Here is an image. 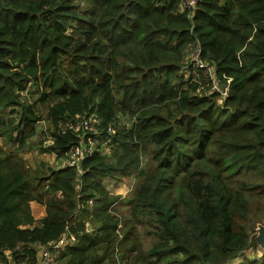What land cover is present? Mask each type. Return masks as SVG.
Listing matches in <instances>:
<instances>
[{"label":"trees","instance_id":"trees-1","mask_svg":"<svg viewBox=\"0 0 264 264\" xmlns=\"http://www.w3.org/2000/svg\"><path fill=\"white\" fill-rule=\"evenodd\" d=\"M197 45L226 97L193 81ZM91 114L110 155L69 166ZM0 143V264H264V0H0ZM36 149L64 166L30 170ZM136 171L121 225L102 181Z\"/></svg>","mask_w":264,"mask_h":264},{"label":"rangeland","instance_id":"rangeland-1","mask_svg":"<svg viewBox=\"0 0 264 264\" xmlns=\"http://www.w3.org/2000/svg\"><path fill=\"white\" fill-rule=\"evenodd\" d=\"M196 55V50L195 48H191L188 49L187 52L185 53V57H184V64H188L189 61H192L193 58ZM187 73H185V79L187 77ZM200 94V93H198ZM117 122L120 125V127H124V126H128L127 123V117L119 115L117 118ZM46 129L47 128V124L45 123H41L40 125H38V127L36 128L37 131V136L34 137L32 140H30V142H35L38 143L40 142L41 137L39 138L38 133L41 132V130ZM0 146L2 147L3 150H7L9 151L10 147L8 146H2V144L0 143ZM40 146V144H39ZM101 154L103 156H108L110 155V149L109 147H105L102 148L101 150ZM23 160H24V164L27 168H29L30 170L43 166H46V169H56L58 167H62L64 166V161L63 160H59L57 159L54 154H50V153H41L38 149L36 150H32L27 152L24 156H23ZM149 157L143 156L141 158V170L142 172H146L149 168ZM141 180V176L138 175V172H132V174L129 177H118L117 179H111V178H107L104 179L103 185H105L106 189L109 191L110 195L114 198H116L118 200V202H125L124 206H116V210H117V215L119 217H121V225L123 224V222L125 221V219L128 217V204L126 203L127 200H132L134 197V194L136 192V189L140 183ZM39 205V204H38ZM40 207H43L40 205ZM44 208V207H43ZM45 209V208H44ZM41 211V209H40ZM45 213V211H44ZM34 215H37V213H34ZM260 213H257V215L254 217L256 221V223L261 224L262 223V219L260 222ZM263 216V215H262ZM43 218V217H42ZM121 225H119L121 227ZM257 226V225H256ZM119 227V228H120ZM86 228L89 230V232L92 231V227L90 225H86ZM254 235H256V228H255V232ZM143 243H144V247L147 248L149 246L150 243V239H148L146 236L143 235L142 237ZM257 251V250H256ZM256 251H252V252H247V255L251 256L252 254H254V252L256 253ZM257 254L259 255L260 252H257ZM239 259H237L236 261H233L231 264H236L238 263Z\"/></svg>","mask_w":264,"mask_h":264},{"label":"built area","instance_id":"built-area-1","mask_svg":"<svg viewBox=\"0 0 264 264\" xmlns=\"http://www.w3.org/2000/svg\"><path fill=\"white\" fill-rule=\"evenodd\" d=\"M196 50V55L192 61L189 63L193 69V81L197 82L196 79L199 77L198 72L202 71L204 74L209 76L210 80V90L220 94L221 97H226L228 94V85H221L219 83L214 74H213V67L209 62L206 60H202L199 57L200 48L197 45L194 47ZM229 80V79H228ZM227 80V81H228ZM229 81L227 82V84ZM98 121L95 118L94 114L89 115L88 117L84 118L80 123L70 126L69 128L72 129L75 133L82 132L84 135L87 134L86 142L82 143V145H78L71 149L68 154V159L65 162L67 165L79 168L80 160L82 157L89 156L93 152L101 153V149L105 147H109L108 145L111 142V136L114 134V128L111 126L107 127L106 130V138H99V129H97ZM52 141L49 138H45L43 141V148L48 147ZM91 205V202H89ZM75 243L73 236L69 233L63 234V236L56 241L55 243L51 244V248L54 250L64 249L67 246H71ZM51 262V255L49 250H44L39 258L38 264H49Z\"/></svg>","mask_w":264,"mask_h":264},{"label":"crops","instance_id":"crops-1","mask_svg":"<svg viewBox=\"0 0 264 264\" xmlns=\"http://www.w3.org/2000/svg\"><path fill=\"white\" fill-rule=\"evenodd\" d=\"M42 206V205H41ZM44 207V206H43ZM43 207H40V204L38 205V203H35V202H31L30 203V209H31V213H32V216L35 220V223L33 226H39V220L44 217L45 213V209ZM41 209V211H40ZM34 213H37V215H34Z\"/></svg>","mask_w":264,"mask_h":264},{"label":"water","instance_id":"water-1","mask_svg":"<svg viewBox=\"0 0 264 264\" xmlns=\"http://www.w3.org/2000/svg\"><path fill=\"white\" fill-rule=\"evenodd\" d=\"M256 241L259 248L264 252V220L256 226ZM5 264H8V261Z\"/></svg>","mask_w":264,"mask_h":264}]
</instances>
